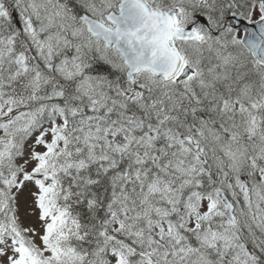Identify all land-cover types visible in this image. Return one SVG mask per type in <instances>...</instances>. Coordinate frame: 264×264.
Listing matches in <instances>:
<instances>
[{
  "label": "snow or ice",
  "instance_id": "6c2138e0",
  "mask_svg": "<svg viewBox=\"0 0 264 264\" xmlns=\"http://www.w3.org/2000/svg\"><path fill=\"white\" fill-rule=\"evenodd\" d=\"M0 264H264V0H0Z\"/></svg>",
  "mask_w": 264,
  "mask_h": 264
}]
</instances>
